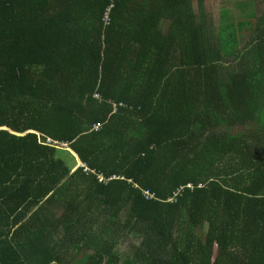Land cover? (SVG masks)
Listing matches in <instances>:
<instances>
[{"label":"trees","instance_id":"trees-1","mask_svg":"<svg viewBox=\"0 0 264 264\" xmlns=\"http://www.w3.org/2000/svg\"><path fill=\"white\" fill-rule=\"evenodd\" d=\"M207 1L0 0V264H264V0Z\"/></svg>","mask_w":264,"mask_h":264},{"label":"rangeland","instance_id":"rangeland-1","mask_svg":"<svg viewBox=\"0 0 264 264\" xmlns=\"http://www.w3.org/2000/svg\"><path fill=\"white\" fill-rule=\"evenodd\" d=\"M247 1L252 0H208L207 7L209 10V18L215 25L219 26L222 22L221 11L224 9V7L231 9V13L234 15V17L241 16V18H246L244 17L245 15L253 13V7H251V4L249 6H245ZM62 150H64L63 155L67 157V161L71 167H73V170L77 169L81 163L77 159L76 154L72 152L73 156L69 157L65 152L68 150V148L63 147ZM129 248L130 245L127 242L122 243L118 248V252L123 259L126 258L127 254H129Z\"/></svg>","mask_w":264,"mask_h":264},{"label":"built area","instance_id":"built-area-1","mask_svg":"<svg viewBox=\"0 0 264 264\" xmlns=\"http://www.w3.org/2000/svg\"><path fill=\"white\" fill-rule=\"evenodd\" d=\"M112 8H113V5H110V6L107 8V12H106V15H105V18H104L106 24H109L110 21H111V18H110V12H111ZM97 128H98V127H97ZM98 179H99L100 181H103L102 176H98ZM145 193H146L147 197H153V195L150 194V192L146 191Z\"/></svg>","mask_w":264,"mask_h":264},{"label":"clouds","instance_id":"clouds-1","mask_svg":"<svg viewBox=\"0 0 264 264\" xmlns=\"http://www.w3.org/2000/svg\"><path fill=\"white\" fill-rule=\"evenodd\" d=\"M98 127V128H97ZM95 129H99V126H95ZM51 143V142H50ZM74 153V152H73ZM75 154V153H74ZM77 156V155H76ZM77 159H78V157H77ZM79 160V159H78ZM83 165L81 164L79 167H82Z\"/></svg>","mask_w":264,"mask_h":264}]
</instances>
